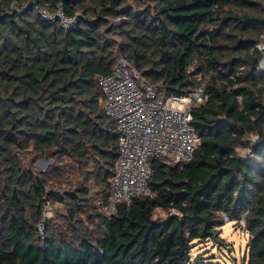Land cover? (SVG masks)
<instances>
[{"label": "trees", "instance_id": "trees-1", "mask_svg": "<svg viewBox=\"0 0 264 264\" xmlns=\"http://www.w3.org/2000/svg\"><path fill=\"white\" fill-rule=\"evenodd\" d=\"M61 10L72 28L43 15ZM263 37L264 0H0V264H226L194 250L231 253L230 222L243 264H264ZM121 57L167 96L204 87L206 101L193 159H154L155 195L105 215L90 184L108 199L120 147L98 78ZM47 203L67 214L42 239Z\"/></svg>", "mask_w": 264, "mask_h": 264}, {"label": "built area", "instance_id": "built-area-1", "mask_svg": "<svg viewBox=\"0 0 264 264\" xmlns=\"http://www.w3.org/2000/svg\"><path fill=\"white\" fill-rule=\"evenodd\" d=\"M43 15L51 22L61 21L67 29L76 23L63 10L55 16L44 12ZM257 48L262 54L259 69L264 73V40ZM98 86L103 110L116 124L120 147L110 195L106 201L97 203L102 213L111 215L118 205H130L138 196L155 195L149 186L154 159L171 161L182 167L193 159L200 139L192 123V110L205 103L206 96L204 87L187 96H167L162 88L145 80L123 57L114 73L99 76ZM51 213L52 206L47 203L37 227L42 239Z\"/></svg>", "mask_w": 264, "mask_h": 264}, {"label": "rangeland", "instance_id": "rangeland-1", "mask_svg": "<svg viewBox=\"0 0 264 264\" xmlns=\"http://www.w3.org/2000/svg\"><path fill=\"white\" fill-rule=\"evenodd\" d=\"M102 107L103 104L100 102ZM47 160H40L36 163V167L41 170V171H46L50 168V166L53 164L52 161H48V165H44L43 162ZM41 162V163H39ZM104 196L103 194V189L99 188L98 185L95 184V182H91L90 184V198L92 200V204L94 206L97 205L98 201L103 199L102 197ZM52 206V205H51ZM67 214V207L61 204H57L56 206H52V213L50 216L52 217L51 219L54 221H58L59 215H66ZM161 215H164L162 212H160ZM84 219L86 220L87 216H83ZM92 228V227H91ZM222 238L225 240L227 243V246H230V252L227 253L222 252L219 250V247L213 243V242H208L207 244H202L199 247H196L194 250V253L196 255H201L205 253H210L207 256H212L216 255L218 257V260L220 261H225L226 264H243L244 263V257L248 248V243H249V238L247 233L241 229L238 228L235 223L230 222L229 224L225 225L222 230ZM207 251V252H206ZM228 254L231 255L232 258L228 259ZM217 260V261H218Z\"/></svg>", "mask_w": 264, "mask_h": 264}, {"label": "water", "instance_id": "water-1", "mask_svg": "<svg viewBox=\"0 0 264 264\" xmlns=\"http://www.w3.org/2000/svg\"><path fill=\"white\" fill-rule=\"evenodd\" d=\"M39 163H41V162H39ZM41 164H42V163H41ZM43 164H44V165H48L49 162H48V161H45V162H43Z\"/></svg>", "mask_w": 264, "mask_h": 264}]
</instances>
